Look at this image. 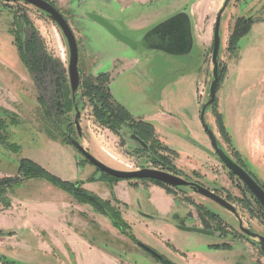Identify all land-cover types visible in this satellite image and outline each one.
Wrapping results in <instances>:
<instances>
[{
  "label": "rangeland",
  "instance_id": "374dc122",
  "mask_svg": "<svg viewBox=\"0 0 264 264\" xmlns=\"http://www.w3.org/2000/svg\"><path fill=\"white\" fill-rule=\"evenodd\" d=\"M48 1L52 2L67 18L73 30L78 43V68L81 70L82 79L89 76L94 77L89 72L116 70L113 67L114 64L123 63L124 60L120 61V59L125 56L132 57L135 52L137 55L145 53L143 48H139L137 51L125 50L123 44L110 38L103 29L95 24L83 25L80 20L82 12L73 4L77 0ZM176 1L152 0L145 5L132 3L125 8V5L118 1L111 3L102 0H89L83 8L86 7V9L99 14L100 12L106 14V10L116 13L124 9L125 23L111 21L123 34L134 38L148 30L152 24L159 22V18L162 19L170 14L175 8ZM221 3V0H199L195 6L197 8V12H195L197 47L192 49L191 59L151 52L140 67L145 74L149 75L148 78L141 77L137 69L113 75L110 88L114 98L122 102L133 115H144L143 113L152 110L153 106L142 104L140 101L145 99L149 102L151 98L158 96L159 90L164 84L174 85L179 74L175 70L181 67V62L184 61L186 65L190 64L187 69L188 77L184 82L179 80V83H175L176 89H167L169 90L167 96L170 97V102L173 105L175 98L178 100L179 90H182L186 100L200 108L207 99L205 91L211 80L210 56L213 25ZM237 15L244 17L251 15L252 19L256 20L264 18V0H231L229 3L221 17L220 32L224 36L221 53L222 67L225 64L227 66L231 60L229 56V52H231L230 37L235 33V30L243 29L242 27L248 25L246 19L241 22L237 21ZM27 24L30 29L37 32L49 55L59 59L65 67L68 61L67 44L62 33L44 13L23 3L0 0V119L5 124L4 130L0 131V136L7 139L8 142L20 146L15 152L10 150L6 144H0V175L3 174L0 178L13 177L17 173L19 160L23 158L38 163L61 179H64L63 176L68 174V171L69 174L75 176L82 170L80 175L86 176L93 166L83 163L79 168L75 167L73 170L69 167V151L62 146L65 143L60 139L61 131L52 129L43 110L46 108L53 111L51 107L53 85L48 84V79L43 80L45 81L42 85L43 90L39 89V94L44 97L45 101V108H42L37 100L36 89L28 69L18 53L15 39L17 37L24 38V35L26 36L30 32V29L26 27ZM240 45V51L245 49L241 56L245 61V65H243L248 69L257 70L253 80L255 90L238 103L231 101L223 106L218 102V105L212 106L211 111L207 112L205 116V120L212 127L219 144L229 155L233 151L237 152L238 149L243 151L241 149L248 141L245 132L256 130L260 125L264 126V22L255 24L241 40ZM250 45H253L255 51H250L248 48ZM96 52L104 53L103 58H99L97 62L93 59L94 55H99L95 54ZM124 63L126 64V61ZM84 70L86 73H83ZM80 92L78 91L77 95ZM77 100L81 113L80 126L85 138L84 147L91 154L106 165L120 170H135L152 166L146 160V153L132 152L133 145L128 137L123 136V140L121 136L114 134L108 127L98 124L94 118L90 117V105L86 99L80 100L77 96ZM216 113L221 114L226 134L220 131ZM12 117L16 119V123L13 125L10 124ZM63 119L71 123L74 120V109L70 108L66 118ZM62 131L64 132V130ZM72 134L71 136L76 135ZM186 136L172 138L167 136L164 139L168 145L176 146L178 156H175L172 150L167 148L168 146L165 148L162 146L160 151L156 147L155 155L162 158L166 166L179 170L181 174L186 173L192 179L195 176L201 179L204 184L216 188L222 196H227L239 213L252 219L251 227L259 234L264 235L262 212L259 211V208H257L259 213L257 212L256 204L243 189L242 184L228 173L216 158L209 157L207 159V156L196 154L197 151L194 150V147L187 146ZM193 138L197 143L206 144L204 135H193ZM206 149H210V146H206ZM209 152L212 151L209 150ZM79 157L81 156L79 155ZM192 168L198 172L195 173L196 170H191ZM258 171L260 172V168L257 167L256 172ZM5 173L9 175H5ZM97 174L102 177L101 172ZM74 181H80L82 185L81 180ZM127 181L131 187L132 204L125 207L124 210L138 215L145 220L143 222L147 223L145 226H137L135 230L128 223L133 235L135 231H142L145 234L150 232L173 249L177 259L184 264H194V262L195 264H264V255L247 245L239 236L240 232L234 215L218 208L211 200L194 193L189 188L171 189V192L164 188L167 193L174 196V200L172 210L161 213L149 200V191L143 184L146 180L131 179ZM102 188L111 191L110 202L114 207L119 208L109 182L105 181ZM59 191L70 197L71 201L63 200ZM31 196L38 198L37 201L41 203L35 207L36 211L32 209L33 205L29 208L25 207L24 203L18 202ZM6 197L10 205L4 208L0 200V211L8 210L11 207L10 197L16 203L18 210L12 214L0 215V255L13 261L14 264H77L75 253L69 242L71 229L90 244L96 245L115 258V261L110 264H162L141 248H137L133 239L116 228L107 216L95 210L90 204L75 199L44 178H30L13 184L8 189ZM137 197L139 200L141 199V202L137 201ZM66 202L73 205L72 208H76L77 211H67ZM84 208L87 212H82ZM29 211L41 213V216L44 217L36 221L29 219L28 226L24 227V220L28 218L26 216ZM119 211L121 213L120 208ZM250 211L255 214V217ZM209 212L216 213L218 218L212 219ZM52 214L55 217H52ZM153 218L172 227L174 236H168L169 238L165 240L155 231H151L148 222ZM65 225L68 229L64 228ZM181 226L198 228L204 232L185 230L180 228ZM222 233H229V235L225 238L219 237V234ZM205 241L207 244L209 242H225V244L211 247V244H203ZM46 245L50 248L44 251L43 248ZM199 252H203V259L198 256ZM0 264L3 263L0 261Z\"/></svg>",
  "mask_w": 264,
  "mask_h": 264
},
{
  "label": "crops",
  "instance_id": "0c3cea01",
  "mask_svg": "<svg viewBox=\"0 0 264 264\" xmlns=\"http://www.w3.org/2000/svg\"><path fill=\"white\" fill-rule=\"evenodd\" d=\"M118 1L119 3H122L125 5V8L132 3L136 4H148L152 0H104V2H114ZM199 0H177L176 4L174 5V10L168 14L166 17L179 12V11H188L191 22H192V28H193V36H194V45L197 46V36H196V23H195V12L196 11V5ZM223 1V0H221ZM123 10H120L118 12H112L106 10V14L101 13L103 16L107 17L111 20L120 21L122 23H125V14L123 13ZM164 18H159L158 21H161ZM112 22V21H111ZM113 23V22H112ZM158 23V22H157ZM155 25V24H154ZM153 26V24H152ZM151 26V27H152ZM250 51H255L253 48V45L248 46ZM245 50V49H244ZM240 51L239 54L231 59L229 63L227 64V70L226 74L222 80V83L219 86L217 95H218V102H220L221 105H225V103L229 102H235L238 103L240 100H244L243 98H246L251 91L255 90L254 87V76L257 74V70L244 66V59L241 57L243 51ZM154 52H161L162 51H150V54ZM165 54V53H164ZM167 55V54H166ZM171 56V55H169ZM173 57H181L186 59H191V53L190 55H183V56H173ZM244 64V65H243ZM190 65V64H189ZM189 65H186L185 62H181V67L177 68L175 72H179L177 79L171 84V86H168L167 84H164L158 93V96L151 98L149 102L145 99H142L140 103L147 104L153 106V109L149 112L143 113L144 115H141L140 117L146 118L145 120H148L154 124V127L156 129L157 136L165 142V138L169 136L171 137H182V135H188L193 138V135H200L202 136V129L201 125L198 119V105L195 106L192 103H189L188 100L184 97V94H182V90H179L178 92V100H174V104L170 102V97L167 96L168 91L167 89H171L175 87V83H179V80L181 82H184L186 78L188 77V68ZM256 68V67H254ZM177 81V82H176ZM176 96V97H177ZM153 102V103H152ZM179 113V115L176 116V114ZM262 119V118H257ZM259 126V125H258ZM181 132V133H180ZM183 133V134H182ZM247 142L245 146H243V151H240L238 149V152L242 156V158L248 163L250 168L255 172V174L258 176V178L264 182V126H259L256 130H250L248 132H245ZM36 145L38 144L35 143ZM167 144V143H165ZM168 145V144H167ZM64 149H67L69 151V167L73 170L75 169V161H77L76 158V152L75 150L66 144H62ZM171 148H176L174 145H168ZM188 147H194V150L197 151L196 154L202 155L203 157L206 156V154L201 151L199 148L191 145L190 143H187ZM177 149V148H176ZM3 155V154H2ZM201 156V157H202ZM260 168V172H256V168ZM79 168V167H78ZM65 174L63 178L65 180L74 181V180H81L82 181V187L86 189L87 191H90L96 195H98L101 199L111 201V191H109L107 188H102L105 181L109 182L110 188L113 192V195L117 199V205L119 206L121 210V214L123 218L131 224L132 228L135 230L137 226L147 224L144 219L139 217L136 214H131L128 211H125L124 208L128 205L132 204V195L130 193V183L127 180H117V181H110L107 179H101L97 173L94 172V170H90L86 176H81L82 170H80V173L77 175ZM3 175V174H1ZM0 175V176H1ZM5 175H9L6 174ZM89 177H93V180H90ZM147 186V189L149 191V200L153 203V205L156 207L158 211L161 213H167L172 210L173 206V200L174 196L172 194H169L165 191L164 188H161L160 186H157L154 183L151 182H144ZM61 193V197L65 201H71V198L68 197L65 193L62 191H59ZM11 199V207H9L8 210L0 211V215H6V214H12V212L18 210L16 203ZM38 198L36 197H26L22 200H19L18 202L24 203L25 207L34 209L36 211V206L41 205L39 203ZM137 201L141 202V199L139 200V197H137ZM67 203V202H66ZM65 205L68 206L67 211L70 212L77 211L76 208L73 205H70L67 203ZM113 203V201H112ZM67 208V207H65ZM83 210V211H82ZM80 211L87 212V210L82 209ZM79 211V210H78ZM79 211V212H80ZM14 214V213H13ZM91 214V213H89ZM27 219H25L23 226L27 227L29 223V219L31 220H40L44 216H41V213H32V211H29L27 213ZM52 217H55V215L52 214ZM149 228L151 231H155L157 234L163 237V239L167 240L169 237H173L172 234L174 232L173 228L170 227L168 224H164L161 221H157L155 218H153L151 221L148 222ZM166 225V226H165ZM12 228V227H11ZM65 229H68V227L65 225ZM11 230V229H8ZM70 237L69 242L72 246V249L75 253V259L77 264H110L115 261V258L111 257L109 254H107L105 251L101 250L99 247H97L94 244H90L88 241H86L85 238L79 236L76 234L73 229L70 231ZM135 237L149 245L150 247L154 248L156 251L164 255L167 259H169L172 262H175L177 264H184L182 261L177 259V255L173 249H171L168 245L164 244L161 240L157 239L155 235L151 234H145L142 231L136 232L135 231ZM169 236V237H168ZM203 238V237H202ZM204 239V238H203ZM209 242V241H208ZM203 244H207V241H205ZM212 244V242H209L207 245ZM203 246V245H202ZM205 246V245H204ZM50 247L46 245L43 249L44 251L48 250ZM198 256L203 259V252H199ZM192 264V263H190ZM195 264V262H194Z\"/></svg>",
  "mask_w": 264,
  "mask_h": 264
},
{
  "label": "water",
  "instance_id": "95a60500",
  "mask_svg": "<svg viewBox=\"0 0 264 264\" xmlns=\"http://www.w3.org/2000/svg\"><path fill=\"white\" fill-rule=\"evenodd\" d=\"M3 1L23 3L24 5L32 6L38 11L44 13L59 28L67 44V75L72 98H75V94L80 85L77 70L78 50L74 34L63 15L48 0ZM230 2L231 0L222 1L214 21L212 52L210 56L211 80L205 91L207 99L200 106L199 118L218 158L232 173H234L244 182V184L248 187V189L252 192V194L264 208V190L246 170H244L229 155H227V153L221 147H219L217 143V137L212 127H210L209 124L205 121L206 113L211 111L212 109L216 97V91L220 81L222 59L221 53L224 46V36L220 32V27L222 24L221 17L227 10ZM85 13L87 17L101 26L109 35L127 45L132 50L143 48L150 51H162L163 53L171 56H187L190 55L193 48L197 47L194 45L192 22L188 11L185 10L176 12L166 17L136 38H132L128 35L123 34L107 17L103 16L102 14L91 11H86ZM79 117L80 110L78 108V104H75L74 118L75 123L78 127V132L80 131L78 125ZM70 141L75 146V148L84 156V158L89 163L97 167L99 169V172L101 173H105L120 180L149 179L159 181L173 189L182 190L184 188H189L194 193L215 202L216 204L232 212L233 214H237L236 208L231 203H229L221 196L213 193L209 189L203 187L197 182L187 180L186 178L174 175L164 170L149 169L144 167L135 170L116 169L106 165L104 162L99 160L97 157L83 148L77 140L70 138ZM213 214L217 215L214 212ZM180 228L185 230H199L204 232V230H200L194 227L181 226ZM238 230L264 255V235L244 228L241 225V222H239ZM144 248L154 257L158 259L161 258V255L157 251L149 247Z\"/></svg>",
  "mask_w": 264,
  "mask_h": 264
},
{
  "label": "flooded vegetation",
  "instance_id": "af4514ba",
  "mask_svg": "<svg viewBox=\"0 0 264 264\" xmlns=\"http://www.w3.org/2000/svg\"><path fill=\"white\" fill-rule=\"evenodd\" d=\"M3 1V0H2ZM88 1L89 0H77V1H75V3H73L75 6H76V8L77 9H80V11L82 12V14H81V16H80V20H82V22H83V25H85V24H95V25H97L99 28H101V29H103L101 26H99L96 22H94L93 20H91L89 17H87V15H86V11H91V12H93L92 10H90V9H86V7L85 8H83L84 6H86L87 4H88ZM102 1H104V0H102ZM5 2V1H4ZM50 2V1H49ZM52 5H53V3L52 2H50ZM54 6V5H53ZM55 7V6H54ZM56 8V7H55ZM57 9V8H56ZM58 10V9H57ZM59 11V10H58ZM60 12V11H59ZM61 13V12H60ZM96 13V12H95ZM62 14V13H61ZM64 18H65V16H63ZM239 19H246V20H250L251 22H250V24H249V29H248V31L253 27V26H255V24H259V23H263L264 22V18L262 17L261 19H259V20H256V19H252V17H251V15H248L247 17H244L243 15L241 16V15H237V17H236V20L238 21ZM65 20L67 21V23H68V20H67V18H65ZM79 20V21H80ZM69 24V23H68ZM90 25V26H91ZM70 26V25H69ZM71 28V27H70ZM213 29H214V25H213ZM72 30V29H71ZM104 30V29H103ZM105 31V30H104ZM72 32H73V30H72ZM106 32V31H105ZM24 34H25V32H23ZM107 33V32H106ZM248 32H246L245 34H243L242 36H240L239 37V39H238V42H237V44H238V47L235 49V50H232L231 52H229V56H230V58L231 59H233L234 57H236L237 55H238V53L240 52V47H241V45H240V42H241V40L243 39V38H245V36H246V34H247ZM74 34V33H73ZM108 34V33H107ZM232 34V33H231ZM109 35V34H108ZM74 37H75V35H74ZM109 37L110 38H112V39H115V38H113L111 35H109ZM22 38V37H21ZM24 38H25V35H24ZM24 38H22V39H24ZM134 38H136V37H134ZM75 40H76V38H75ZM116 40V39H115ZM118 41V40H117ZM212 41H213V36H212ZM119 43H121V44H123L122 42H120V41H118ZM76 44H77V50H78V43H77V40H76ZM124 46H125V50L126 49H130L127 45H125V44H123ZM132 50V49H131ZM138 50V49H137ZM137 50H133V51H137ZM144 54H142V55H137V54H133L134 56H132V57H127V56H125V57H123V58H121L120 59V61L121 60H124V61H126V64L124 63V61H123V63H119V64H117V65H115L114 64V68H116V70H107V71H104V72H98V71H93V72H89V74H92L94 77H92V76H89L88 78H85V79H82V77H81V75H82V73H81V70H79V68H78V60H77V70H78V75H79V80H80V85H79V88H78V90H77V92L78 91H81L78 95H77V92H76V94H75V98H72V95H71V91H70V86H69V80H68V75H67V66L65 67L64 66V64H63V66H64V68H65V70H66V77H67V85H68V90H69V96H68V98H67V100H64V101H61L60 103H58L59 105H58V107H54L53 105H52V102H53V100L51 101V107H52V109H53V111H51V110H49L50 112H49V115L46 113V108L44 107L45 106V101H44V97H43V102L40 100V97H41V95L39 94V89H41L40 88V86H39V84L33 79V77H32V75H31V73L29 72V70H28V72H29V75H30V77H31V79H32V81H33V84H34V86H35V89H36V95H37V100H38V102L42 105V108H45V109H43L44 110V112H45V115H46V118L48 119V121L50 122V124L52 125V129L54 130V131H56V130H59V131H61V138L60 139H62L63 140V142L66 144V145H68V146H71L74 150H75V152H76V158H77V161H75V165H76V167H79V166H81L83 163H89L85 158H84V156L75 148V146L71 143V141H70V138H73V139H75V140H77L79 143H80V145L83 147V148H85L84 147V143H83V141L85 140V138H84V136H83V134H82V129H81V126H80V124H81V122H80V119H81V113H80V117H79V119H78V122H79V128H80V133L78 132V127H77V125H76V123H75V118H74V120L71 122V123H69V122H67L66 121V119H63V118H66V115H67V113H68V111H69V109L70 108H68L67 106H68V100H70V104H71V108H73L74 109V105L75 104H78V100H77V96L80 98V100H82V99H86V102L90 105V117L91 118H94V120H96L97 119V117H96V114H95V112H96V110H95V106L97 105L98 107H102V105H103V103L100 101V100H97L96 98H94L93 97V95L90 97V96H88V95H86L85 94V90L87 89L86 87H87V84H91L92 86H94V88L95 87H98V86H100V85H102V81L104 80V79H106L105 80V82L103 83V86H104V88L106 89V91L107 92H109V94H110V98L108 99V102L110 103V105H112V106H114V107H116V106H121V107H123V108H125L126 110H127V112L129 113L128 114V119H130V120H128V121H126V123L125 124H120L118 127H117V131L115 132V131H113V130H111V129H109L110 131H112L114 134H116V135H118V136H121V138L124 140V138H123V136H126V137H128L129 138V140H130V142L132 143V152L133 153H141V152H143V153H146V160H148L149 162H150V164L152 165L151 167H144V168H149V169H157V170H164V171H167V172H170V173H172V174H174V175H177V176H183V177H185L187 180H190V181H194V182H197V183H199L200 185H202L203 187H205V188H207V189H209L210 191H212L213 193H215V194H217V195H219V196H221L222 198H224L225 200H227L229 203H231L230 202V199L227 197V196H222L221 195V193L216 189V188H214V187H210V186H208V185H206V184H204L203 183V181L201 180V179H199V178H197V177H193V179L192 178H190L189 177V175L188 174H186V173H182L181 174V172L179 171V170H175L173 167L171 168L170 166H166V164L164 163V161L162 160V158H159V157H157L156 155H155V152H154V149L157 147V149H159V151H160V149H162L163 147L162 146H164V148L166 147V146H168V145H166L165 144V142L164 141H162L160 138H159V136H157V133H156V129H155V127H154V124L152 123V122H150V121H148V120H145L146 118H144L143 116L142 117H140V116H135V115H133L132 113H131V111L128 109V108H126V106L122 103V102H120V101H118L116 98H114V95H113V92H112V90H111V88H110V85H111V82H112V79H113V75L116 73V74H118V73H122V72H124V71H126V72H129V71H132V70H135V69H137V72L140 74V76L141 77H145V78H148L149 77V75L148 74H145L141 69H140V67L142 66V63H143V61L146 59V57L147 56H149L150 55V50H147V49H145L144 50ZM95 54H99V55H94L95 56V58H93L96 62L98 61V59L99 58H103V56H104V53L103 52H96ZM137 55V56H136ZM227 66H226V64L222 67L221 66V71H222V74H223V76L220 78V81H219V85H218V88H217V91H216V97H215V100H216V104H215V106L216 105H218L217 103H218V95H217V92H218V89H219V86H220V83H221V81L223 80V78H224V76H225V74H226V70H227V68H226ZM28 69V68H27ZM83 73H86V71L84 70L83 71ZM51 98H53V92H52V96H51ZM214 100V101H215ZM66 104H67V106H66ZM60 105H63V107H61V110H59V106ZM106 109H107V107H105ZM199 111H200V108H199ZM199 111H198V119H199V122H200V125H201V129H202V134L204 135V137H205V139H206V144H200V143H197L196 141H194L193 139H192V137H190V136H186L187 137V142L188 143H190V144H192L193 146H195V147H197V148H199L201 151H203L205 154H206V156H207V159H209V157H214V158H216V160L219 162V164L220 165H222L227 171H228V173H230L234 178H236L241 184H242V186H243V189L247 192V194H249V196H250V198H251V200L256 204V210H257V212H258V209L257 208H259V211H261L262 212V216H261V219H264V208L262 207V205L259 203V201L256 199V197L252 194V192L248 189V187L244 184V182L240 179V178H238V176H236L234 173H232L226 166H225V164L218 158V156H217V154L215 153V151H214V148H213V146L211 145V142H210V139H209V137H208V135H207V133L205 132V130H204V128H203V126H202V122H201V120H200V118H199ZM12 119H15L14 117H12ZM97 121V120H96ZM206 121V120H205ZM140 122H147V123H150L151 125H152V130H151V136H148L147 135V133L145 134L141 129H139L137 126H138V124L140 123ZM97 123L98 124H100L98 121H97ZM64 126V127H63ZM62 130H64V132L62 131ZM54 131H53V133H54ZM72 133H74V135L75 136H71V135H73ZM55 134V133H54ZM57 136V135H56ZM57 137H59V136H57ZM70 137V138H69ZM161 143V144H160ZM217 143H218V145H219V147H221V145L219 144V142H218V139H217ZM206 146H210V149H206ZM168 149H170V150H172V152H173V154L175 155V156H178V151H176L177 149L176 148H171V147H167ZM222 148V147H221ZM86 149V148H85ZM174 149V150H173ZM225 152H226V150L224 149V148H222ZM87 150V149H86ZM209 150L210 151H212V152H209ZM88 151V150H87ZM227 153V152H226ZM79 155L81 156V157H79ZM180 155V154H179ZM227 155H229L228 153H227ZM237 164H239L244 170H246L254 179H255V181L261 186V188L264 190V182L263 181H261L259 178H258V176L255 174V172L250 168V166L248 165V163L242 158V156L240 155V153L237 151H233L232 153H231V155H229ZM89 164H91V163H89ZM92 165V164H91ZM93 167V170H94V172L95 173H98L99 172V169L97 168V167H95L94 165H92ZM175 167V166H174ZM140 169V168H139ZM191 170H196V169H191ZM187 171V170H186ZM195 173L196 172H198L197 170L196 171H194ZM193 175H195L194 173H193ZM101 176L102 177H100L101 179H107L108 180V176L109 175H107V174H105V173H101ZM90 178V177H89ZM135 180H140V181H144V180H146V181H151V180H149V179H135ZM82 186V185H81ZM228 191L229 192H231L229 189H228ZM228 192V193H229ZM213 202V201H212ZM218 208H222L223 210H225V211H227V212H230V211H228V210H226L225 208H223V207H221V206H219L218 204H216L215 202H213ZM232 204V203H231ZM233 205V204H232ZM234 206V205H233ZM235 207V206H234ZM236 208V207H235ZM248 208V207H247ZM118 210H119V208H117ZM250 210V209H249ZM236 211H237V214H233L232 212H230V213H232V215H234V218H235V221H236V224H237V227L239 226V222H241V225L244 227V228H247V229H250V230H252L253 232H256L252 227H251V221H252V219L250 218V217H244L241 213H239V211L237 210V208H236ZM250 213H252L251 211H250ZM259 213V212H258ZM253 214V217H255V214L254 213H252ZM208 215V214H207ZM121 216H122V214H121ZM209 216L212 218V219H214V218H218V216H214V215H212V214H210L209 213ZM122 218H123V216H122ZM124 219V218H123ZM125 220V219H124ZM126 221V220H125ZM127 222V221H126ZM128 223V222H127ZM214 231V233H215V230H213ZM221 233V232H220ZM256 233H258V232H256ZM227 235H229V233H222V234H219V237H226ZM134 237H135V235H133ZM239 236L240 237H242V239H243V241H245V243L247 244V245H249V246H251L252 248H254V249H257L252 243H250L241 233H239ZM134 241V244H135V246L137 247V248H141L142 250H144L145 252H147L152 258H154L156 261H159L160 263H162L163 264V262H162V260H163V257L164 258H166L164 255H162L161 253H159L158 251V253L161 255V258L160 259H158V258H156V257H154L153 255H151L144 247H149V248H151V249H153V250H155L154 248H152V247H150L149 245H147L146 243H144V242H142V241H140V240H138L136 237H135V240H133ZM222 244H225V242H223V243H219V242H215V243H212L211 244V247H215V245H217V246H220V245H222ZM258 250V249H257ZM156 251V250H155ZM259 251V250H258ZM260 252V251H259ZM261 253V252H260ZM262 254V253H261ZM167 259V258H166ZM168 260V259H167Z\"/></svg>",
  "mask_w": 264,
  "mask_h": 264
},
{
  "label": "trees",
  "instance_id": "16d2710c",
  "mask_svg": "<svg viewBox=\"0 0 264 264\" xmlns=\"http://www.w3.org/2000/svg\"><path fill=\"white\" fill-rule=\"evenodd\" d=\"M243 19H239L238 21L241 22ZM250 20H248V25L245 27H242L243 29H237L235 30V33L230 37V49L235 50L238 47V39L240 36L248 32ZM26 24V23H25ZM27 28L30 29L29 24L26 25ZM242 30V31H241ZM15 44L18 50V53L23 60L24 64L28 68L29 72L31 73L33 79L39 84L40 87L45 83L43 81L44 79H48V84L53 85V102L52 105L54 107H58V103L61 101L67 100L69 96V90L67 85V77H66V70L62 64V62L59 59H56L49 55L38 36L37 32L34 29H30V32L25 36L24 39L22 38H16ZM223 76L222 71L220 69V78ZM106 79L102 81V85L95 87L91 84H87V89L85 90V94L88 96H92L96 98L97 100H100L103 105L102 107L95 106V114L97 117V121L108 127L109 129L113 131H117V127L121 124H125L126 121L130 120L128 119V112L125 108L121 106H112L108 102V99L110 98L109 92L106 91V89L103 86V83ZM43 90V87L41 88ZM40 100L43 102V97H40ZM68 108H71L70 100H68ZM216 100L213 103V106H215ZM61 107L63 105L59 106V110H61ZM107 107V109L105 108ZM46 113L49 115V109L45 110ZM217 121L219 122V128L220 131L226 134L225 126L222 122L221 114L216 113ZM16 123V119H11L10 124ZM4 122L2 119H0V131L4 130ZM139 129H141L145 134L147 133L148 136H151V130L152 125L147 122H140L137 126ZM0 144H6V146L13 151H18L20 146L13 142H8L7 139L2 138L0 136ZM44 178L48 182L52 183L57 188H60L67 193H69L71 196H73L75 199L80 200L83 203H88L91 206L94 207L95 210L100 212L101 214H104L107 216L112 224L118 228L122 233L128 235L131 239L135 240V237L130 231V226L128 223L122 218L120 211L114 207L110 201L103 200L100 197L96 196L95 194L86 191L81 187L80 181H69L61 179L50 172H48L45 168H43L38 163L23 158L19 160L18 162V169L17 173L13 176H7L0 178V200L2 201V205L4 208L8 207L10 205L6 194L8 189L13 185L16 184L22 180L30 179V178ZM109 180H120L111 176H108ZM90 180H93V177L89 178ZM156 185L162 186L167 191L171 192V189L169 186L156 181L151 180ZM208 212V211H207ZM210 214L216 216L215 214L209 212ZM1 234V232H0ZM217 247V245H215ZM0 261L3 264H14L13 261H9L6 259L5 256L0 255ZM163 264H173L169 260L163 257L162 260Z\"/></svg>",
  "mask_w": 264,
  "mask_h": 264
}]
</instances>
